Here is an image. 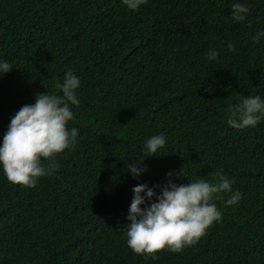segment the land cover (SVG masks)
Returning a JSON list of instances; mask_svg holds the SVG:
<instances>
[{"label":"trees","instance_id":"16d2710c","mask_svg":"<svg viewBox=\"0 0 264 264\" xmlns=\"http://www.w3.org/2000/svg\"><path fill=\"white\" fill-rule=\"evenodd\" d=\"M233 2L148 0L132 11L122 0H0V58L13 66L0 76V139L37 93L60 95L69 69L80 78L67 125L77 143L55 156L54 174L27 187L0 169V264H264V120L227 124L242 96L264 98V38L251 39L264 0H240L242 22ZM158 133L165 146L133 178L128 163ZM180 169L178 184L222 171L242 199L226 205L230 193L219 194L221 221L180 252L133 253V187L164 185Z\"/></svg>","mask_w":264,"mask_h":264},{"label":"clouds","instance_id":"9594fccd","mask_svg":"<svg viewBox=\"0 0 264 264\" xmlns=\"http://www.w3.org/2000/svg\"><path fill=\"white\" fill-rule=\"evenodd\" d=\"M127 9L136 11L148 0H122ZM249 7L234 0L231 5V18L245 21ZM264 38V29L251 37L254 43ZM229 51L235 52L234 44L227 43ZM209 60H215L218 53L209 49L205 54ZM13 66L0 58V76L10 71ZM61 94L37 93L34 103L22 105L11 117L7 129L0 139V169L13 184L35 187L40 177L54 174L59 165L55 156L72 149L77 143L78 129L67 127L74 119L71 106H78L77 90L80 78L71 69L64 73L62 81L56 83ZM264 120V98L260 95L242 96L240 102L230 111L227 124L243 130L255 127ZM166 144L163 133L150 136L142 145V155L131 160L127 172L133 178L145 171L141 163L147 156L157 155ZM43 159L51 160L48 166ZM169 178L164 185L149 186L147 183L133 187V196L127 213L126 244L135 254L151 255L162 249L180 252L185 247L195 244L206 230L222 219V212L213 202L219 194L230 193L224 201L226 205H236L242 199V193L233 189L234 183L222 171L216 173L215 182L200 178L178 184L171 179L184 176L169 171ZM186 177V176H185ZM157 189L159 191H157Z\"/></svg>","mask_w":264,"mask_h":264}]
</instances>
